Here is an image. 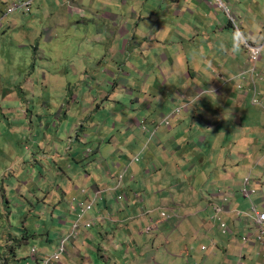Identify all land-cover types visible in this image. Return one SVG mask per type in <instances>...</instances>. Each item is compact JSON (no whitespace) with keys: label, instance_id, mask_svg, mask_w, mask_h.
Masks as SVG:
<instances>
[{"label":"crops","instance_id":"crops-1","mask_svg":"<svg viewBox=\"0 0 264 264\" xmlns=\"http://www.w3.org/2000/svg\"><path fill=\"white\" fill-rule=\"evenodd\" d=\"M67 2L60 0V8H65ZM226 4L228 6V0ZM218 9L214 2L208 0H154L150 8L146 7L145 2L144 52L140 51L141 43L137 35H131V40L127 38L130 34L127 30V36L115 35L111 41H123L121 51L106 52L103 47L99 53L94 54L99 61L101 77L98 80L92 78L87 84L90 87L85 97L90 104H87L88 108L84 111L94 112L89 114L86 121L77 120L73 130L81 129V136L93 142L89 149L100 150V155L90 156L91 152L87 150L85 156H78L76 152L72 154L74 162L64 164L60 162L61 159L64 154L71 152H62L72 148H58L54 156V164L59 168L55 180L49 181L48 177L40 175L35 185L32 179L19 180L15 188L16 194L26 201H29V196L33 197L31 205L36 200L50 206L52 203L49 204V198L57 195L55 201L59 202L53 206L52 215L57 206L63 207L57 223L44 228L54 231L49 230L40 237L43 244L39 249L42 251L36 249L41 254L55 251L57 243L71 229L75 217V212L71 210V197L87 201L93 193H99L93 208L85 215L86 219L93 220L94 225L84 229L68 244L66 262L57 261L54 264H112L110 253L119 250L120 242L124 240L127 246L138 245L139 257L143 256L144 250L153 251L154 254L166 250L169 252L166 259L170 262L177 260L186 264L190 256L194 260L195 255L201 258L199 263H207L213 257H219L230 246L220 227L213 229L214 222H218L212 218V203L221 194L226 195L230 200V211L226 216L230 223L242 227L234 210L247 209L249 202L239 189L243 177L249 173L256 181V187L260 184L259 193L253 197L261 203V196L264 197V68L259 70L262 81L256 92L251 87L238 84L248 64H244L242 52L231 56L238 50V45L232 43L233 48L228 46L225 37L231 32L236 34L223 10L226 24L224 18L219 19ZM116 17L117 14H110V17L104 18L109 20ZM257 25L261 28L258 39L264 34V21H259ZM242 26L245 30L244 23ZM256 33L245 34L250 39ZM200 36L205 41L196 44ZM208 44H211L208 52H200L196 56L192 53V59L201 60L200 66L186 69L180 60L189 59V48L198 46L204 51ZM223 44L225 48H222ZM231 57L238 59L236 66L229 64ZM215 58L226 60L223 65L217 64L215 68L203 66V59ZM141 59H144V63ZM103 67L111 69L103 70ZM233 81L238 85L233 84ZM225 88L233 92V98L240 107L235 113L231 111L229 100L219 101L217 98L222 96L221 92ZM99 92H103L101 99L98 97ZM184 106L186 108L180 114L168 125L165 124V117ZM125 122L128 126L125 124L124 131L117 128ZM87 126L89 129L93 126L100 132L88 134ZM119 133L121 137H116ZM207 136L225 139L212 141L209 151L205 153L211 154L215 160L202 168L188 164L181 166L178 160L182 163L190 162L186 158L187 154H197V151L202 153L199 146L205 144ZM79 137V133H76V140ZM70 140L72 142L73 137L70 136ZM30 152L31 158L25 156L23 163H36L46 156L35 148ZM134 157L139 160L134 161ZM16 159H21V152ZM162 160L165 162L162 163ZM188 169L191 173L186 171ZM202 170H206L208 177L204 173L200 174ZM49 172L55 175L53 167ZM123 173L124 182L122 179L119 187L114 189ZM198 178V184L205 182L208 185L205 193H194L193 187L184 186V180L196 183ZM61 181L67 184L61 185ZM51 183H57V189L62 191L60 195L49 190L44 195H41L43 191L38 193L43 185ZM165 186L177 190L166 189L165 193L161 192L163 197L170 194L164 204H159L162 200L160 196L154 200L147 195V189L152 188L157 192ZM117 194H122L123 198L118 199ZM162 206L168 210L162 211H173L179 219L176 228L169 231L160 217L162 211L159 210L161 212L156 216L159 217L157 220L153 211L149 215H152L155 224L151 232L147 233L150 238L144 241L143 228L148 211L161 209ZM28 210L32 211L30 208ZM26 222V219L22 220V223ZM4 231L6 229L0 227L1 255L10 248L17 252L22 242L29 243L31 236H38L26 229L21 233L15 231V236L8 232L9 237H6ZM235 232L233 236L241 235L242 229H236ZM52 233L56 235L55 240ZM20 239L25 240L18 243ZM159 239H164L163 245L166 246H162V243L160 245ZM189 239L201 242L199 253L193 251L192 254L193 248L190 250L186 243ZM256 248L240 250L237 257L239 264H245V251L250 253ZM132 249L129 248L128 253ZM27 252L23 257H30V250ZM185 254L189 256L188 259ZM30 264H35V261H30Z\"/></svg>","mask_w":264,"mask_h":264},{"label":"rangeland","instance_id":"rangeland-1","mask_svg":"<svg viewBox=\"0 0 264 264\" xmlns=\"http://www.w3.org/2000/svg\"><path fill=\"white\" fill-rule=\"evenodd\" d=\"M11 1L13 0H0V20L5 14L0 28V227L6 229L4 231L6 237H9L8 232L15 236V231L21 233L26 229L32 234L38 235L37 237L31 236L29 243L22 242L21 246H18V256L12 262V264H28L23 257L24 254L28 253L27 250H30L33 246L42 251L39 249L43 244L40 237L49 230L54 231V229L44 228H49L53 223H57L63 207L57 206L52 215L53 206L59 202L55 201L57 195H52L49 198V204L52 203L50 206L36 200L31 205L30 200L33 197L29 196V201H26V199L16 194L15 188L18 181L32 179L34 181L33 185H35L39 182L40 175L48 177L49 181L55 180L59 168L54 164V156L58 148H61V150L72 148L62 152L63 154L71 152L70 154H64L61 159L60 162L64 164L74 162L73 153L78 152V156H85L86 151L93 142L88 137L81 136V129L73 130V125L77 120L79 122L86 121L89 114L94 112V110L84 112L88 108L87 104H90L85 97L90 87L87 84L92 78L98 80L101 77L98 69L99 61L95 59L94 54L99 53L103 47L106 48V52L121 51L123 41L117 43H111V41L115 35L127 36V30L130 32L127 38L131 40V35H137L141 43L140 51L144 52V3L146 2V7L150 8L154 4V0H73V2L67 0L65 8H60V0H32L29 12L16 11L8 14L7 8ZM208 1L213 2L215 0ZM228 1L227 11L222 8L216 11L219 12V19L224 18V24H226L223 10L229 19L230 27L236 34L234 35L231 32L229 36L225 37L228 46L233 48L232 43L238 45V50L232 53L231 56L242 52L244 64L249 66L250 55L246 43L261 44L263 48L257 61V67L260 70L264 68V34L257 39L259 32H261V28L257 24L259 21H264V0ZM224 2H227V0H224ZM110 14H117L116 19L108 20L104 18L110 17ZM230 16L235 19L237 26L232 24ZM242 23L245 24V30ZM138 25H140L139 28ZM251 26L255 27L251 29ZM246 32L257 33L256 36L249 39L245 34ZM197 39L196 44L199 41H205L201 36ZM210 46L211 44H208L204 51L198 46L190 47L189 59L180 61L185 64L186 69L188 67L198 68L201 60L192 59V53L196 56L200 52H208ZM225 47L226 45L223 44L222 48ZM225 60L222 58L203 59L202 62L206 68L211 66L215 68L217 64L223 65ZM237 61L238 59L234 57L229 58V64L236 66ZM141 62L144 63V59H141ZM105 69L110 70L111 68L103 67V70ZM261 81L262 78L257 79V83L254 85L252 82H255V76L251 78L250 74L246 72L244 77L239 79L238 84L251 87L253 90H259ZM233 84L238 85L234 81ZM118 92L120 93L119 90ZM102 93L99 92V99H101ZM221 94L222 96L217 97L218 100H229L233 113L240 109L239 105L236 104V99L233 98L234 94L231 90L225 88ZM73 96L76 99L71 101L74 99ZM254 103L257 104L256 101ZM125 124L128 126V123L125 122L117 128L124 131ZM88 127H86L88 134L99 131L97 128L94 129L93 126L91 129ZM140 131L142 132V130ZM67 132L71 135L68 136ZM76 133L80 135L78 140L75 138ZM70 136L73 137L72 142ZM116 137H121V133L117 134ZM209 140L211 141L209 142ZM214 140L220 142L225 139L214 136L209 138L207 136L205 144L199 146L202 153L196 150L197 154H187L186 158L190 160L189 163H182L180 160H178V163L181 166L188 164L189 166L202 168L213 162L215 157L211 154L205 155V153L209 151L210 143ZM33 148L41 154L45 153L46 156L36 163H23L25 156L31 158L30 151ZM20 152L21 159H16ZM174 153L176 154L175 151ZM97 155H100V150L93 149L90 156ZM176 161L177 159L173 161V164ZM161 162L164 163L165 161L162 160ZM52 167L55 172L54 176L49 172ZM186 171L191 173L190 169ZM202 173L208 177L206 170H202L200 174L202 175ZM124 174L119 176L120 182L114 189H117L122 183ZM184 181L186 188L193 187L195 189L194 193L195 191L205 193V189L208 187L205 182L198 184L199 178L196 179V183H191L189 180ZM65 183V181L60 182L61 185ZM56 184L43 185L38 193L41 194L43 191L41 195H44L49 190L60 195L62 191L57 189L58 185ZM257 185L260 186L259 183ZM166 189L169 191L177 190L165 186L162 190L156 192L149 188L147 189V195L154 200H157L160 196L162 200L159 204H164L170 195L167 197L161 195V192L165 193ZM49 195L51 196V194ZM119 195L121 194L116 195L117 198ZM245 199L249 202L247 209L252 212L250 199L247 197ZM29 208L32 211H29ZM162 209L167 210L162 206L161 209L148 211L143 228L144 241L150 238L147 233L151 232L155 224L152 215H149V213L154 211L153 214L157 220L159 217L156 216H159ZM211 209L213 221L218 222H214L213 229H219L222 220H224L231 230L228 235L224 234L226 242L230 243L229 249L222 252L219 257H213L207 263H199L201 258L193 255V260L190 256L186 264H239L237 257L240 250L244 251L248 247L257 248L250 253L245 251L247 255L243 259L245 264H264V249L262 248L264 246V234L261 239H258L259 232L255 225H247L242 220L239 223L244 227H236L229 222L228 216L224 214L216 215L214 209L212 207ZM159 210L161 211L159 212ZM174 215L175 213L172 211L168 213L169 218L162 215V213L160 216L165 221V228H168L169 231L176 228L175 225L178 224L176 221L179 219ZM242 216L244 215L239 217ZM76 218L77 214L75 213L74 220ZM24 219L27 220L25 224L22 223ZM148 228H150L149 231H147ZM236 229H242L241 235H232L236 233ZM224 235L221 236L225 237ZM51 236L55 240L56 235L52 233ZM124 238H126V235H124ZM159 242L160 245L162 243V246H166V244L163 245L164 239H159ZM186 243L190 250H192L191 247L193 248L192 252H200V241L189 239ZM119 248L115 253H110L111 258H113L112 264H184L177 260L167 261L166 258L169 256V252L166 250L155 254L153 251L144 250L143 256L139 257L138 245L127 246L126 240L120 242ZM129 248H133L130 253L127 251ZM188 257L185 258L188 259ZM59 261H67V252L62 255Z\"/></svg>","mask_w":264,"mask_h":264},{"label":"built area","instance_id":"built-area-1","mask_svg":"<svg viewBox=\"0 0 264 264\" xmlns=\"http://www.w3.org/2000/svg\"><path fill=\"white\" fill-rule=\"evenodd\" d=\"M220 7H225L223 0H215ZM32 0H13L11 1L9 7L7 8V13L11 14L16 11H23V12H29L30 6H31ZM4 19V18H3ZM231 22L234 26H237L235 23V19L230 16ZM1 21L0 20V28H1ZM249 55H250V65L247 66V69L242 73V78L247 73L250 74L251 78L255 76V82H252L254 85L257 83V79L261 78L260 71L257 67V61L260 55V52L263 48V45H255L246 43ZM254 91H256L254 89ZM257 103L258 101L255 100ZM186 106L182 108L175 109L171 114H169L167 117H165L164 121L168 125L170 120L173 119L175 116L180 114L183 109H185ZM89 152H91L90 149H88ZM134 161H138V157L133 158ZM120 179V178H119ZM256 183L255 180L252 178L250 174L246 175L243 180V184L240 188L241 195L247 198H251L253 194L256 193ZM99 197V193H93L92 198L88 199L87 201H83L79 199L78 197L74 196L71 198V210L77 214V218L73 221L71 229L69 233L63 237L58 246L57 249L50 253H43L37 251L36 247L33 246L30 249V256H33L35 254L38 256L39 260H35V264H54L55 262L59 261L60 256L66 252L67 250V244L69 241L77 238L81 231L83 229L89 228L93 225V221L91 219H86L85 215L86 213L93 208L94 201L97 200ZM123 195H119L118 199H122ZM261 208H259V204L255 202L250 203V207L252 212H249L248 209H235L234 212L239 217L240 215H244L242 217H239V219L244 218L246 221L250 222L251 225H255L259 234L257 235L258 239L262 238V235L264 234V202L260 203ZM212 208L215 211L216 215L224 214L226 215L230 211V201L229 198L221 194L220 197L215 200L212 203ZM162 215L169 218L168 213L166 211H162ZM220 218V216H218ZM221 232L223 234L230 233V229L227 227V223L222 220V223L220 224ZM150 228H148L149 230ZM203 247V246H202ZM0 257L2 255L0 254ZM0 264H3V260L0 259ZM12 264V263H11ZM30 264V262H28Z\"/></svg>","mask_w":264,"mask_h":264},{"label":"trees","instance_id":"trees-1","mask_svg":"<svg viewBox=\"0 0 264 264\" xmlns=\"http://www.w3.org/2000/svg\"><path fill=\"white\" fill-rule=\"evenodd\" d=\"M23 240H25V239H22V240L20 239L18 243H20ZM70 242H68V243H70ZM17 255L18 254L15 251V249L14 248H10V249H7L5 251L4 255H2V257H0V259L3 260V264H11V262L14 261V259L16 258ZM27 257H29V256L24 257L27 262H30L32 260L33 261L39 260L38 256H36L35 254H33V256H30L29 258H27ZM39 264H40V261H39Z\"/></svg>","mask_w":264,"mask_h":264},{"label":"clouds","instance_id":"clouds-1","mask_svg":"<svg viewBox=\"0 0 264 264\" xmlns=\"http://www.w3.org/2000/svg\"><path fill=\"white\" fill-rule=\"evenodd\" d=\"M213 2L215 3L216 6H218V4H217L216 1H213ZM223 3H224V6H225V7H220V6H218V7H219V8H222V9H225V10L227 11V5H226V2H224V0H223ZM4 16H5V14H4ZM4 16H3V17H4ZM3 17L1 18V20H3ZM247 43H249V42H247ZM250 44H252V43H250ZM171 120H172V119H171ZM171 120H170V121H171ZM164 122H165V121H164ZM169 123H170V122H169ZM165 124H166V123H165ZM141 125H144L143 122H141ZM143 127H145V126H143ZM249 174H250V173H249ZM247 175H248V174H247ZM250 175H251V174H250ZM245 176H246V175H245ZM245 176H244V177H245ZM251 176H252V175H251ZM252 178H253V176H252ZM253 179H254V178H253ZM243 180H244V178H243ZM255 182H256V181H255ZM242 184H243V183H242ZM241 186H242V185H241ZM240 188H241V187H240ZM256 189H257V190H256V193H255V194H258V193H259V187H256ZM239 191H240V189H239ZM255 194H253V195H255ZM253 195L251 196V198H249V199H250V203L253 201V202L259 204V208L262 209L260 203H258V202L255 201ZM73 197H74V196H73ZM243 197H244V196H243ZM71 198H72V197H71ZM91 198H92V197H91ZM244 198H246V197H244ZM229 201H230V200H229ZM261 202H264V197H262V196H261ZM70 203H71V199H70ZM211 206H212V205H211ZM239 209H242V208H239ZM235 214H236V213H235ZM236 216H237V215H236ZM237 218H238L239 221H242V220H243L247 225H250V222L246 221L244 218L239 219L238 216H237ZM91 220H92V219H91ZM92 221H93V220H92ZM93 225H94V222H93ZM83 230H84V229H83ZM83 230H82V231H83ZM69 231H70V230H69ZM82 231H81V232H82ZM68 233H69V232H68ZM228 234H229V233H228ZM71 241H72V240H71ZM69 242H70V241H69ZM58 244H59V243H58ZM68 244H69V243H68ZM68 244H67V248H68ZM201 247H202V246H201ZM66 251H67V250H66ZM65 253H66V252H65ZM63 254H64V253H63Z\"/></svg>","mask_w":264,"mask_h":264}]
</instances>
